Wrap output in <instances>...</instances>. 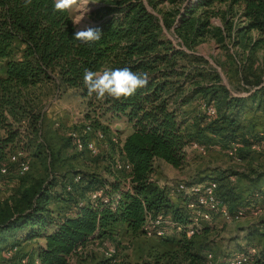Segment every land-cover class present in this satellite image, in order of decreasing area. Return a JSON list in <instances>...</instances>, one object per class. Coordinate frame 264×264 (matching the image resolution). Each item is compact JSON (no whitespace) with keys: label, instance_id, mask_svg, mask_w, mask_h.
I'll use <instances>...</instances> for the list:
<instances>
[{"label":"trees","instance_id":"16d2710c","mask_svg":"<svg viewBox=\"0 0 264 264\" xmlns=\"http://www.w3.org/2000/svg\"><path fill=\"white\" fill-rule=\"evenodd\" d=\"M163 3L167 4L164 9ZM52 9L53 0H32L28 6L24 0H0V166L5 174L13 166L17 172L24 161L20 155L27 154L40 138L49 98L72 90L85 108L83 124L92 131L107 137L104 123L124 124L127 133L117 138L118 148L110 136L109 154L111 160L120 156L129 164L130 187L121 186L123 171L111 172L110 179L76 172L58 182V192L53 191L51 180L37 179L21 187L13 197L0 201V244L11 238L8 249L15 247V254L22 241L32 240L33 250L11 256V264H67L78 248L109 234L115 226L144 233L146 224L153 233L170 225L168 220L180 226L177 247L134 264H204L193 245L195 233L185 236L187 213L182 214L150 176L157 160L181 168L183 148L191 142L208 139L228 147L242 141L239 114L264 105V84L244 96L232 95L195 47L208 36L216 43L249 32H255L257 40L264 38V0H98L88 27L99 28L101 36L87 43L74 38L78 29L69 11ZM211 18L219 19L221 25H212ZM123 67L148 73L147 84L120 100L100 102L89 97L83 84L85 69ZM195 102L212 105L216 117L189 134L183 128L189 119L184 107ZM207 132L210 138L200 141L198 133ZM13 154L15 160L10 161ZM75 175L78 184L65 189ZM99 186H107L106 201L104 197L94 203L77 200ZM77 187L80 191L75 195ZM218 198L230 214H236L240 206L246 210L264 202V190L235 204L226 193ZM158 218L159 223H148ZM253 233L264 235V217L248 231ZM259 254L255 264H264V251ZM112 258L102 264H130ZM215 264L226 263L221 258Z\"/></svg>","mask_w":264,"mask_h":264},{"label":"rangeland","instance_id":"374dc122","mask_svg":"<svg viewBox=\"0 0 264 264\" xmlns=\"http://www.w3.org/2000/svg\"><path fill=\"white\" fill-rule=\"evenodd\" d=\"M95 4L89 0L87 13L78 25H74L78 30H84L92 24L90 13ZM160 6L164 9L167 4L163 3ZM219 7L222 9L223 5ZM69 13L72 21L76 13L74 10H70ZM210 22L212 25H221L219 19L211 18ZM195 51L215 68L221 83L234 96H244L264 84V38L257 40L255 32H249L238 39L236 36L225 37L222 43H216L208 36L195 47ZM203 104L205 105L204 102H195L184 107L189 119L183 128L189 134L196 131L197 125L200 129L202 123L207 124L216 117L215 115L214 118L208 119L202 109ZM84 111L82 102L72 90L49 98L43 112L40 138L36 144H32L27 154L20 155L27 162L28 171L19 176L13 166L8 173L0 177V201L13 197L21 187L28 186L37 179L54 181L52 189L58 192L61 188L58 182L76 172L106 179L113 176L108 165L111 161L109 139L110 136H114L117 141V138H121L127 130L124 124L116 121L104 123L109 130L107 137L103 135L101 141L94 140L92 134L84 137L94 142L97 153L90 156L84 151L76 152L68 134L72 131L81 132ZM239 115L242 129L238 133L242 141L236 143L235 151L231 155L226 144L218 146L214 141L206 139L210 138L207 132L206 135L198 133L200 141L206 139L204 143L194 141L203 147V153L187 151L186 148V158L181 168L175 169L157 160L152 174L154 181L162 188L167 198L179 206L182 214L187 213V218L190 211L185 206V199L171 191L177 181H184L187 185L201 184L205 179L210 180L205 177L206 175L223 173L225 178L214 179L217 181L216 194L219 196L226 193V197L233 200L231 204L264 190V105L259 109L251 108ZM114 146L118 148L116 143ZM197 179L199 181H196ZM74 190L75 195L80 191L78 187ZM87 194L84 198L78 196L77 200L86 201ZM71 201L73 202L72 199ZM239 209V212L231 214L229 219L215 214L209 222L200 223L199 230L192 236V240L194 247L200 250L204 264L207 260L215 264L221 258L225 260L239 252L246 253L250 258V264H255L259 252L264 251V235L248 234L258 219L264 217V202L252 205L246 210L241 206ZM170 225H163L162 236L142 231L132 232L123 226H115L109 234L90 240L78 248L69 256L67 264H102L103 260L110 256L113 257L112 261L124 260L134 264L161 251L172 250L177 247L180 232ZM10 241L11 238H8L0 244V264H11V256L23 255L22 245L18 246L19 252L10 257L4 255ZM29 243H33L32 240ZM208 254L210 257H207Z\"/></svg>","mask_w":264,"mask_h":264},{"label":"built area","instance_id":"2783aa9c","mask_svg":"<svg viewBox=\"0 0 264 264\" xmlns=\"http://www.w3.org/2000/svg\"><path fill=\"white\" fill-rule=\"evenodd\" d=\"M202 109L204 110L205 116L210 119L214 118L216 115V111L214 110V107L211 105H204L202 106ZM92 134L94 140L101 141L103 139V134L100 131H92L90 127L87 124H83V127L81 129V132H69L68 136L71 141V145L73 149L76 152H86L90 156H94L97 153V149L94 145V142L92 140L85 139L84 137ZM111 140L115 143H118V146H120L119 142L116 141L114 137L111 138ZM190 150L199 151L203 153L204 149L202 146L197 144L196 142H191L189 145H187ZM237 144L236 142H232L229 145V151L228 153L231 155L236 148ZM14 155L9 157L10 161L15 160ZM17 174L19 176L24 175L28 171V164L25 161H21L18 164L17 167ZM109 169L111 172L116 171H123L125 173V177L123 180V187L129 188V170L130 166L126 162L123 161L122 157L117 156L116 158L112 159L109 163ZM5 168L3 166H0V177L5 174ZM79 177L73 176L71 178L70 183L65 185V189L70 190L72 188L71 185L78 184ZM107 186H99L87 194V199L85 202L94 203L98 198L104 197L103 200H107L105 197V189ZM217 184L214 180H207L203 182L202 184H190L187 185L184 181H177L176 184L172 187L171 191L178 193L179 195H182V197L185 199V206L188 208L189 217L188 221L185 226V235L190 236L194 233H196L199 230V226L201 222H209L212 219V216L215 214L220 215L224 219H229L231 217V214L227 210V208L221 203V201L218 198V195L216 194ZM111 208L114 207V203H110ZM171 224H174L175 229H179V225L175 224L171 220H168ZM151 226L159 223V218L155 219L153 223L149 220L148 222ZM145 229L144 233H152L146 226V224L143 226ZM157 236H162L164 234V229L157 227L155 231L152 233ZM15 247H12L11 249H6L4 251V255L7 257H10L13 251H15ZM112 251V249H109ZM253 250V249H251ZM207 257H210L208 254ZM226 264H250V258L246 253L239 252L234 255H231L225 259ZM205 264H214L211 263L210 260L205 261Z\"/></svg>","mask_w":264,"mask_h":264},{"label":"clouds","instance_id":"9594fccd","mask_svg":"<svg viewBox=\"0 0 264 264\" xmlns=\"http://www.w3.org/2000/svg\"><path fill=\"white\" fill-rule=\"evenodd\" d=\"M32 0H24V5H30ZM97 3L98 0H91ZM89 0H53V12H65L74 10L75 16L72 19L73 25H78L88 11ZM101 31L97 27H88L85 30H78L74 38L80 42L99 40ZM148 73L134 72L128 67L101 70L85 69L83 84L87 89L89 97L103 102L106 99L120 100L135 93L138 88L147 84Z\"/></svg>","mask_w":264,"mask_h":264},{"label":"crops","instance_id":"0c3cea01","mask_svg":"<svg viewBox=\"0 0 264 264\" xmlns=\"http://www.w3.org/2000/svg\"><path fill=\"white\" fill-rule=\"evenodd\" d=\"M124 135H125V134H124ZM124 135L121 136V138H123ZM186 148H187L188 150H187ZM186 150H187V151H193V150H190V149L188 148V146H186V147L183 149V152H184V161H185V158H186L185 156H186V153H187ZM156 162H157V161H155V162L153 163L154 169H155V164H156ZM154 171H155V170H153L152 174L154 173ZM152 174H151L150 177H151V180H154V177H153ZM201 184H202V183H201ZM26 242H28V243H26ZM21 245L24 247V248L22 249L23 253H24V252H27V253L30 254V253L32 252V250H33L32 246H33V245H32V243H29V241H22L21 244H20V246H21ZM223 259H224V258H223Z\"/></svg>","mask_w":264,"mask_h":264}]
</instances>
